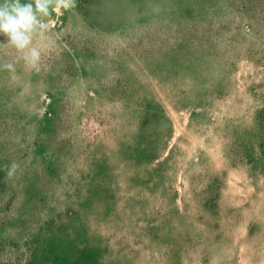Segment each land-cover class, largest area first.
<instances>
[{
	"label": "rangeland",
	"instance_id": "obj_1",
	"mask_svg": "<svg viewBox=\"0 0 264 264\" xmlns=\"http://www.w3.org/2000/svg\"><path fill=\"white\" fill-rule=\"evenodd\" d=\"M50 20L39 72L0 35V264H264V0Z\"/></svg>",
	"mask_w": 264,
	"mask_h": 264
},
{
	"label": "clouds",
	"instance_id": "obj_2",
	"mask_svg": "<svg viewBox=\"0 0 264 264\" xmlns=\"http://www.w3.org/2000/svg\"><path fill=\"white\" fill-rule=\"evenodd\" d=\"M75 7V0H3L0 3V35L5 36L6 44L11 46L26 69L41 70L43 47L42 38L52 27L50 17L53 13L70 11ZM0 69L15 72L13 63L4 62ZM16 161L4 165L6 179H11L17 172Z\"/></svg>",
	"mask_w": 264,
	"mask_h": 264
}]
</instances>
